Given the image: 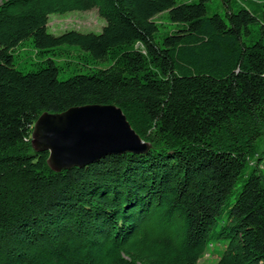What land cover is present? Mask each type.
<instances>
[{
	"label": "trees",
	"instance_id": "16d2710c",
	"mask_svg": "<svg viewBox=\"0 0 264 264\" xmlns=\"http://www.w3.org/2000/svg\"><path fill=\"white\" fill-rule=\"evenodd\" d=\"M206 1L2 0L0 264H197L212 240L216 264H264L260 162L223 211L264 136V21L207 16ZM92 9L99 34L46 30ZM163 13L174 29L160 36ZM74 64L86 72L59 80ZM86 105L119 108L147 152L51 171L35 121Z\"/></svg>",
	"mask_w": 264,
	"mask_h": 264
},
{
	"label": "water",
	"instance_id": "95a60500",
	"mask_svg": "<svg viewBox=\"0 0 264 264\" xmlns=\"http://www.w3.org/2000/svg\"><path fill=\"white\" fill-rule=\"evenodd\" d=\"M31 146L36 152L48 153L46 163L55 173L84 168L110 155L142 154L149 149L122 111L112 105L40 115L33 125Z\"/></svg>",
	"mask_w": 264,
	"mask_h": 264
},
{
	"label": "rangeland",
	"instance_id": "374dc122",
	"mask_svg": "<svg viewBox=\"0 0 264 264\" xmlns=\"http://www.w3.org/2000/svg\"><path fill=\"white\" fill-rule=\"evenodd\" d=\"M193 0H176L177 3L180 2H189ZM227 1V0H226ZM2 0H0V3ZM264 0H230L229 4L225 3L223 0H207L206 1V10L207 16H211L213 14H219L223 18L225 14L228 12H236L239 8L245 7L249 9L258 19L254 25L251 26V29L254 31H258L259 26L264 21ZM155 22L159 27V35H165L173 31L174 26L168 22L167 14H160L155 18ZM106 25L104 19L98 16L95 9L85 12H69L65 14H53L48 16L47 23V32L53 36H59L67 31H76L82 34H99L102 28ZM255 34V32H254ZM257 38V36L255 35ZM136 48L142 49L141 46H137ZM71 54L79 53L77 48H68L67 49ZM16 52L20 55L21 58L26 56H31L33 54V50L31 49V44L29 41L25 42L24 45L17 49ZM108 63H103L102 66H108ZM78 67V69L76 68ZM27 68V69H26ZM32 66L30 63L25 65V69L29 70ZM86 69H83L81 66H76L75 64L71 67H65L58 75L59 80H66L68 77L73 75L74 73H85ZM258 156L251 158L250 165L248 164L244 169L243 176L238 180L235 185L234 193L230 196L227 205L223 206L224 215L227 212L228 208L233 203L236 192L240 189L242 185V181L245 176L251 171L253 168L251 165L256 162H260L259 169L261 173L264 175V136L260 139L257 150ZM223 215V217H224ZM219 223L214 229V234H216L219 230V227L224 222V219L221 218L218 220ZM224 245L222 241L212 240L211 245L208 246L206 253L202 256V258L198 261L197 264H216L218 255L223 250Z\"/></svg>",
	"mask_w": 264,
	"mask_h": 264
}]
</instances>
